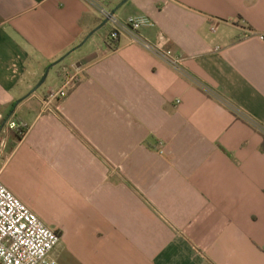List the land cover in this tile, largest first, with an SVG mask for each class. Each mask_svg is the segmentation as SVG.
Instances as JSON below:
<instances>
[{"label":"crops","instance_id":"0c3cea01","mask_svg":"<svg viewBox=\"0 0 264 264\" xmlns=\"http://www.w3.org/2000/svg\"><path fill=\"white\" fill-rule=\"evenodd\" d=\"M122 1L0 0L2 183L59 233V264H264V0L116 11L178 67L108 23L84 43Z\"/></svg>","mask_w":264,"mask_h":264},{"label":"built area","instance_id":"2783aa9c","mask_svg":"<svg viewBox=\"0 0 264 264\" xmlns=\"http://www.w3.org/2000/svg\"><path fill=\"white\" fill-rule=\"evenodd\" d=\"M99 11L101 17L108 20L111 26L107 35L108 43L114 44L122 33L130 32L135 43L155 53L170 65L178 67L181 60L174 57L171 51H161L140 37V29L152 25L148 18L130 17L122 21L116 15H112V11L106 7H101ZM216 29L214 27L212 31L215 32ZM262 39L264 40V37ZM76 81L77 74L68 75L66 73L63 86L58 90L49 91L46 104L50 105L67 98ZM8 128L20 130L24 126L12 121ZM60 241L59 233L48 228L32 210L4 186L0 179V263L59 264L50 255L58 247Z\"/></svg>","mask_w":264,"mask_h":264},{"label":"water","instance_id":"95a60500","mask_svg":"<svg viewBox=\"0 0 264 264\" xmlns=\"http://www.w3.org/2000/svg\"><path fill=\"white\" fill-rule=\"evenodd\" d=\"M129 0H123L119 5H118V7L114 10V11H112V15H115L116 14V11L119 9V8H121L123 5H125L127 2H128ZM108 23V20H104L103 21V23L97 28V29H95L94 31H92L89 35H88V37L85 39V41H84V43L85 42H87L88 40H89V38L90 37H92L97 31H99L100 29H102L106 24ZM63 59H65V57H63ZM62 59V60H63ZM61 60V61H62ZM61 61H58V62H56V63H53V64H51L48 68H47V70H46V72H45V74H44V76H43V78L41 79V81L38 83V85L31 91V93L30 94H33L34 92H36L45 82H46V80H47V78H48V76H49V73H50V71H51V69H53L55 66H57ZM21 101H18V103L17 104H19ZM3 128H4V125H2L1 127H0V134H1V132L3 131Z\"/></svg>","mask_w":264,"mask_h":264},{"label":"trees","instance_id":"16d2710c","mask_svg":"<svg viewBox=\"0 0 264 264\" xmlns=\"http://www.w3.org/2000/svg\"><path fill=\"white\" fill-rule=\"evenodd\" d=\"M3 125V124H2ZM26 129L25 128H22L20 130H17V135L19 138H21L22 136H24L26 134ZM1 264V263H0Z\"/></svg>","mask_w":264,"mask_h":264},{"label":"rangeland","instance_id":"374dc122","mask_svg":"<svg viewBox=\"0 0 264 264\" xmlns=\"http://www.w3.org/2000/svg\"><path fill=\"white\" fill-rule=\"evenodd\" d=\"M54 74H52L51 76L53 77Z\"/></svg>","mask_w":264,"mask_h":264}]
</instances>
